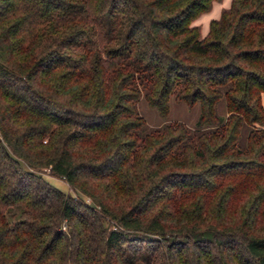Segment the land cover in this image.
I'll return each mask as SVG.
<instances>
[{
  "label": "trees",
  "instance_id": "1",
  "mask_svg": "<svg viewBox=\"0 0 264 264\" xmlns=\"http://www.w3.org/2000/svg\"><path fill=\"white\" fill-rule=\"evenodd\" d=\"M221 1L0 0V264H264V0Z\"/></svg>",
  "mask_w": 264,
  "mask_h": 264
},
{
  "label": "rangeland",
  "instance_id": "2",
  "mask_svg": "<svg viewBox=\"0 0 264 264\" xmlns=\"http://www.w3.org/2000/svg\"><path fill=\"white\" fill-rule=\"evenodd\" d=\"M230 1L231 0H222L221 2L213 3L212 9L198 18L195 24L200 25L202 35L206 34L209 22L217 19L220 16L221 10L229 6ZM140 113L146 119L149 127H159L163 122L162 119L159 118L158 114L154 110L147 107L144 102L140 103ZM198 116V107L193 108L192 110H187V107H185L184 104H176L171 101V113L168 117L170 121H181L193 128ZM46 179L59 190L72 193L63 181L53 177H46ZM87 202H89V200H87Z\"/></svg>",
  "mask_w": 264,
  "mask_h": 264
}]
</instances>
